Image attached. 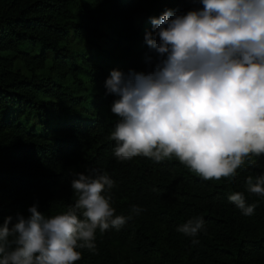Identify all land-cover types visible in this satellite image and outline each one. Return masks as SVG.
I'll use <instances>...</instances> for the list:
<instances>
[{
    "label": "trees",
    "instance_id": "16d2710c",
    "mask_svg": "<svg viewBox=\"0 0 264 264\" xmlns=\"http://www.w3.org/2000/svg\"><path fill=\"white\" fill-rule=\"evenodd\" d=\"M102 7L113 10L107 20ZM202 7L195 0H0V224L17 213L27 217L33 204L45 216L62 214L77 198L71 188L76 173L107 174L114 187L105 195L115 214L132 218L119 230H97L96 250L78 249L82 259L76 264H264V196L250 193L246 184L248 176L255 183L264 174V155L220 180L202 179L175 156L159 163L143 156L118 161L110 135L119 117L108 112L117 97L105 88L116 67L113 49L94 61L69 47L72 33L96 43L106 21L132 32L128 41L153 31L152 24L135 25L138 10L159 18L165 10L183 15ZM50 51L49 72H37ZM17 57L32 74L16 69ZM84 63L89 83L79 77ZM130 70L146 73L139 55L130 58L126 74ZM72 79L79 90L68 91ZM30 111L41 128L23 117ZM64 112L68 116L54 128L51 119ZM236 192L255 205L252 215L229 201ZM194 217L204 221L196 237L177 231Z\"/></svg>",
    "mask_w": 264,
    "mask_h": 264
},
{
    "label": "clouds",
    "instance_id": "9594fccd",
    "mask_svg": "<svg viewBox=\"0 0 264 264\" xmlns=\"http://www.w3.org/2000/svg\"><path fill=\"white\" fill-rule=\"evenodd\" d=\"M195 2L203 7L151 18L145 40L158 56L152 71L111 70L105 88L117 97L110 111L119 121L110 139L120 162L175 156L202 179L220 180L264 155V0ZM246 184L264 196V174L255 183L248 176ZM113 187L107 174L76 173L71 188L77 198L66 212L45 216L33 204L27 217L4 218L0 264H76L78 249L94 252L97 230H119L132 218L115 214L105 195ZM229 201L245 216L254 212L242 192ZM202 230L198 217L177 228L188 237Z\"/></svg>",
    "mask_w": 264,
    "mask_h": 264
},
{
    "label": "rangeland",
    "instance_id": "374dc122",
    "mask_svg": "<svg viewBox=\"0 0 264 264\" xmlns=\"http://www.w3.org/2000/svg\"><path fill=\"white\" fill-rule=\"evenodd\" d=\"M113 14V10L111 8L105 9L102 7L101 9V16L103 19L107 20L111 15ZM151 18H153L152 14H150L146 10H138L135 12L134 20L135 25L139 26L141 23H144L145 27L149 26L151 24ZM100 30L102 35L96 39V43H90L86 41L83 38H80L73 33L69 36L68 42L69 47L80 52L81 54L86 55L87 57H92L94 61H99L105 56L106 54H109V50L113 49L114 56L110 57V61L113 65L116 64V67L113 69L120 70L126 74V69L129 65L130 58L134 57L135 55H139L140 58V67L143 71L146 73L149 71H152L155 64L158 62V56L157 53L149 47V45L146 43L145 35L146 32L143 35H136L133 36L130 41H128L127 35L133 34L132 32L125 31L124 27L121 24L117 23H111L109 21H106L100 25ZM152 32V31H150ZM122 37V40L119 41V45H114L115 39L118 37ZM25 48H27L25 46ZM39 49L37 48V51ZM55 53L50 51L49 57L43 66L36 67L37 72H43L48 73L49 69L52 65V58L54 57ZM116 56H120L117 58ZM120 61L123 63L120 64ZM15 67L18 70H21L22 72L30 75L32 74L31 68L23 61L22 57H17L15 60ZM89 68L87 67V64L84 63L80 68L79 77L87 81L88 80V74ZM77 81H74L73 79L69 81L70 85L68 88V91H72L73 88L74 91L79 90L80 88L77 87L76 84ZM99 89H97L98 91ZM81 91V90H80ZM93 94V93H92ZM94 96V94L92 95ZM110 106L108 108V112L110 111ZM83 105L80 107V109H83ZM108 114V113H107ZM110 116V114H108ZM67 117L68 113L64 112L62 115L56 114L55 117L51 119V122L53 123L54 128L57 126L58 118L60 117ZM23 117H28L32 124L38 125L39 128H41V125L38 124V116L35 112L30 111L27 114H25Z\"/></svg>",
    "mask_w": 264,
    "mask_h": 264
}]
</instances>
